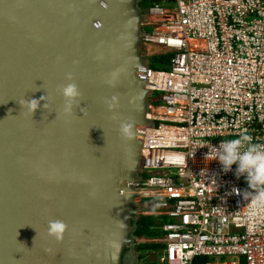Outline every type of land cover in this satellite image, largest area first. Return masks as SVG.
<instances>
[{"label": "water", "instance_id": "95a60500", "mask_svg": "<svg viewBox=\"0 0 264 264\" xmlns=\"http://www.w3.org/2000/svg\"><path fill=\"white\" fill-rule=\"evenodd\" d=\"M142 2L0 0V264H139L141 131L153 125ZM69 74L82 93L71 117ZM24 99L40 100L34 114Z\"/></svg>", "mask_w": 264, "mask_h": 264}, {"label": "built area", "instance_id": "2783aa9c", "mask_svg": "<svg viewBox=\"0 0 264 264\" xmlns=\"http://www.w3.org/2000/svg\"><path fill=\"white\" fill-rule=\"evenodd\" d=\"M144 14L140 214L167 222L141 240L161 247L156 264H264V202L232 192L248 187L235 165L205 160L225 140L264 146V0H152Z\"/></svg>", "mask_w": 264, "mask_h": 264}, {"label": "clouds", "instance_id": "9594fccd", "mask_svg": "<svg viewBox=\"0 0 264 264\" xmlns=\"http://www.w3.org/2000/svg\"><path fill=\"white\" fill-rule=\"evenodd\" d=\"M68 80L70 82L62 85L59 91L64 100L63 113L65 116L71 117L81 102L82 93L79 86L72 82L71 74H69ZM19 102L24 109L31 111L32 114L40 107V100L37 99L31 101L24 99ZM46 104L44 105L45 108H47ZM130 127L127 123L121 125V133L127 139L131 138ZM214 149H209L205 154V160L207 162L219 161L225 174L231 172L235 165L237 179L243 176L248 185L243 193L239 188H233L232 192L236 195H252L254 201L264 202V191H256L257 186H264V146L254 144L250 137L243 136L221 141L218 146H214ZM65 228L66 225L61 221H50L49 235L61 240Z\"/></svg>", "mask_w": 264, "mask_h": 264}, {"label": "trees", "instance_id": "16d2710c", "mask_svg": "<svg viewBox=\"0 0 264 264\" xmlns=\"http://www.w3.org/2000/svg\"><path fill=\"white\" fill-rule=\"evenodd\" d=\"M152 4V0H144L140 7L143 10H146ZM164 57L161 58H153L152 59V67L154 69H167L166 65L163 64ZM160 218L153 217V216H142L140 220L137 222V231L135 233V237L137 239L148 238V239H155L162 235V232L159 229L160 223L167 222L164 220L160 222ZM161 248L158 245L154 244H140L138 247V251H145V252H156ZM144 259L143 256L141 260ZM209 260L206 258H198L195 264H208Z\"/></svg>", "mask_w": 264, "mask_h": 264}, {"label": "rangeland", "instance_id": "374dc122", "mask_svg": "<svg viewBox=\"0 0 264 264\" xmlns=\"http://www.w3.org/2000/svg\"><path fill=\"white\" fill-rule=\"evenodd\" d=\"M160 97H161V94H156L155 97H154V99H153V102L155 104H161L159 102V98ZM149 202H150V200H149ZM142 242H143L142 240L139 241V243H142ZM143 243H146L147 244V242H143ZM141 254L143 255V258L144 259L139 260V264H156V263H158V260H159V258H158L159 257L158 252H145V251H143V252H141Z\"/></svg>", "mask_w": 264, "mask_h": 264}, {"label": "flooded vegetation", "instance_id": "af4514ba", "mask_svg": "<svg viewBox=\"0 0 264 264\" xmlns=\"http://www.w3.org/2000/svg\"><path fill=\"white\" fill-rule=\"evenodd\" d=\"M139 247V246H138ZM138 247L136 248L137 249V254H138V256H139V260H141V257L143 256L142 254H141V251H138Z\"/></svg>", "mask_w": 264, "mask_h": 264}]
</instances>
